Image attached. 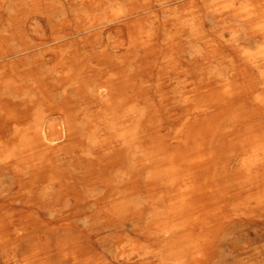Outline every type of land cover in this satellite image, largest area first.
<instances>
[{
	"label": "bare ground",
	"instance_id": "6f19581e",
	"mask_svg": "<svg viewBox=\"0 0 264 264\" xmlns=\"http://www.w3.org/2000/svg\"><path fill=\"white\" fill-rule=\"evenodd\" d=\"M0 264H264V0H0Z\"/></svg>",
	"mask_w": 264,
	"mask_h": 264
}]
</instances>
